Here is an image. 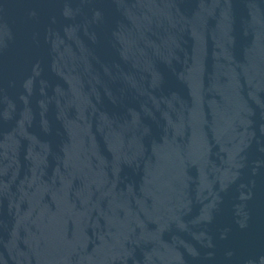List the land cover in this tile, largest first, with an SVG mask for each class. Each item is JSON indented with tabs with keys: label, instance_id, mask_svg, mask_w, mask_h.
<instances>
[{
	"label": "water",
	"instance_id": "1",
	"mask_svg": "<svg viewBox=\"0 0 264 264\" xmlns=\"http://www.w3.org/2000/svg\"><path fill=\"white\" fill-rule=\"evenodd\" d=\"M0 264H264V0H0Z\"/></svg>",
	"mask_w": 264,
	"mask_h": 264
}]
</instances>
